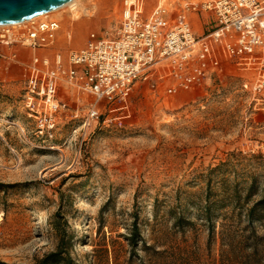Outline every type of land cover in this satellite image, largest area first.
Segmentation results:
<instances>
[{"label":"rangeland","instance_id":"1","mask_svg":"<svg viewBox=\"0 0 264 264\" xmlns=\"http://www.w3.org/2000/svg\"><path fill=\"white\" fill-rule=\"evenodd\" d=\"M122 2L77 0L79 20L42 53L67 62L90 32L116 37ZM192 30L202 34L196 19ZM15 51L32 53L0 41ZM224 65L176 92L157 65L127 108L88 128L89 92L61 81L50 128L27 106L21 68L0 70V261L36 264L64 241L74 264H264V86Z\"/></svg>","mask_w":264,"mask_h":264},{"label":"built area","instance_id":"2","mask_svg":"<svg viewBox=\"0 0 264 264\" xmlns=\"http://www.w3.org/2000/svg\"><path fill=\"white\" fill-rule=\"evenodd\" d=\"M149 1L123 0L117 36L90 32L83 46L68 51L67 62L60 53H42L62 30L60 20L39 19L18 33L2 28L0 41L32 53L26 60L17 51L0 52L7 61L0 70L8 72L11 64L21 68L27 106L39 113L37 103L50 128L65 79L93 97L86 128L106 112L127 108L137 83L157 65L171 68L176 85L169 92L200 87L209 74L222 72L227 61L254 72L255 89L264 86V0H152L151 8ZM192 19L202 34L193 32Z\"/></svg>","mask_w":264,"mask_h":264},{"label":"water","instance_id":"3","mask_svg":"<svg viewBox=\"0 0 264 264\" xmlns=\"http://www.w3.org/2000/svg\"><path fill=\"white\" fill-rule=\"evenodd\" d=\"M72 0H0V24H12L55 10Z\"/></svg>","mask_w":264,"mask_h":264},{"label":"bare ground","instance_id":"4","mask_svg":"<svg viewBox=\"0 0 264 264\" xmlns=\"http://www.w3.org/2000/svg\"><path fill=\"white\" fill-rule=\"evenodd\" d=\"M76 1L77 0H72L69 3L63 5L60 8H57L55 10H52V11H49V12H46V13H43V14H40L38 16H35V17L31 18V19L24 20L22 22L12 23V24H0V28H9V27L23 26V25H26V24H28L30 22H33V21H36V20H39V19H43V18L49 17V16H51L53 14L57 15L58 12H60L64 8L69 7L70 8V13H69L70 16L65 17L64 18V21L63 20L60 21L61 24H62L63 29L66 30V29H68V27H70V25L72 26V24H74L75 21H78L79 18H80V13H79V9L77 7L78 5H77ZM93 5L94 6H92V7L95 8V3H93ZM85 10L89 13V15L91 14L90 13V8H85ZM67 15H68V13H67Z\"/></svg>","mask_w":264,"mask_h":264},{"label":"trees","instance_id":"5","mask_svg":"<svg viewBox=\"0 0 264 264\" xmlns=\"http://www.w3.org/2000/svg\"><path fill=\"white\" fill-rule=\"evenodd\" d=\"M215 170V169H213ZM261 202L259 204H264V197L260 200ZM206 210L209 211V207H206ZM209 214V212H208ZM206 214L205 217L207 220L211 221L210 215ZM60 217L59 212L55 214V218ZM55 225L56 222H55ZM211 227V226H210ZM0 264H10L6 262H1ZM36 264H74L70 253L69 248L65 246L64 241L60 243L58 248L54 251H51L44 255L42 258H40Z\"/></svg>","mask_w":264,"mask_h":264}]
</instances>
